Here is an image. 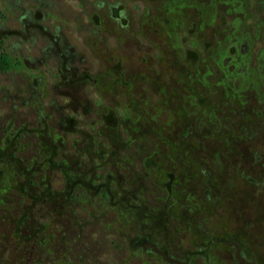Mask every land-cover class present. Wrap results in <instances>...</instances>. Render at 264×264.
<instances>
[{
	"label": "rangeland",
	"instance_id": "1",
	"mask_svg": "<svg viewBox=\"0 0 264 264\" xmlns=\"http://www.w3.org/2000/svg\"><path fill=\"white\" fill-rule=\"evenodd\" d=\"M0 264H264V0H0Z\"/></svg>",
	"mask_w": 264,
	"mask_h": 264
},
{
	"label": "trees",
	"instance_id": "2",
	"mask_svg": "<svg viewBox=\"0 0 264 264\" xmlns=\"http://www.w3.org/2000/svg\"><path fill=\"white\" fill-rule=\"evenodd\" d=\"M1 64H4L5 66H7L8 61H5V59H2ZM3 68H4V69H8V68H10V67H3Z\"/></svg>",
	"mask_w": 264,
	"mask_h": 264
}]
</instances>
